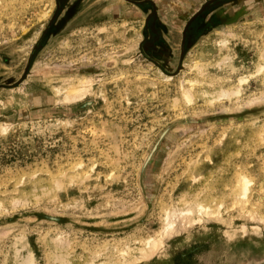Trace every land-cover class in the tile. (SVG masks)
Listing matches in <instances>:
<instances>
[{
    "label": "rangeland",
    "instance_id": "1",
    "mask_svg": "<svg viewBox=\"0 0 264 264\" xmlns=\"http://www.w3.org/2000/svg\"><path fill=\"white\" fill-rule=\"evenodd\" d=\"M87 3L45 45L58 0H0V264H264V14L168 60L150 11Z\"/></svg>",
    "mask_w": 264,
    "mask_h": 264
},
{
    "label": "flooded vegetation",
    "instance_id": "2",
    "mask_svg": "<svg viewBox=\"0 0 264 264\" xmlns=\"http://www.w3.org/2000/svg\"><path fill=\"white\" fill-rule=\"evenodd\" d=\"M71 1L73 0H58L59 9L49 23L41 40L45 45L61 30L70 26L72 21H75L74 24H76L78 22L88 21L89 19L92 20L91 18L95 17L93 10L92 12L86 10L89 5L88 3L86 5L85 1L89 2L90 0ZM126 1L134 3L135 6L142 11H150L151 13L147 18L145 27L147 40L144 42L142 48L146 47L145 49L150 51L149 53L152 55L155 54L154 57L156 58L160 52V47H162V45L163 47L166 46L167 49H162V51H167V53H169V56H167L168 60L173 59L176 50L174 47L176 42L173 41L179 37L177 34L178 29H176V27L182 25L181 19L182 21L184 20L182 13H177L174 16L175 21H172L174 19L171 18L168 20L169 23L166 24L160 18L158 12L159 7L157 9L154 3H143L137 0ZM247 5L251 9L248 8ZM241 12L246 14L263 15L264 0H211L210 2H206L198 11H196V13L192 14L188 20L183 23L178 40L179 51L184 50L186 44H190L192 39L205 35L209 29L215 27V25L228 24L236 21L238 13ZM230 14L234 16L231 17ZM161 60H163V56L161 57Z\"/></svg>",
    "mask_w": 264,
    "mask_h": 264
},
{
    "label": "bare ground",
    "instance_id": "3",
    "mask_svg": "<svg viewBox=\"0 0 264 264\" xmlns=\"http://www.w3.org/2000/svg\"><path fill=\"white\" fill-rule=\"evenodd\" d=\"M83 86L84 85H82V86H80V85L75 86V85L67 84L66 85V88H64V95L65 96H68L71 100H78V99L82 98V95L87 90V88H85V86L84 87ZM186 99L189 100L187 97H186ZM246 186H247V182L245 181L244 188H243L244 190H246Z\"/></svg>",
    "mask_w": 264,
    "mask_h": 264
}]
</instances>
